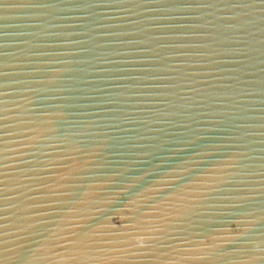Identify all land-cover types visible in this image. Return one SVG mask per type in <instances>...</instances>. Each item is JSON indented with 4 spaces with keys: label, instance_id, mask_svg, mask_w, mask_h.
Returning <instances> with one entry per match:
<instances>
[{
    "label": "water",
    "instance_id": "95a60500",
    "mask_svg": "<svg viewBox=\"0 0 264 264\" xmlns=\"http://www.w3.org/2000/svg\"><path fill=\"white\" fill-rule=\"evenodd\" d=\"M0 264H264V0H0Z\"/></svg>",
    "mask_w": 264,
    "mask_h": 264
}]
</instances>
